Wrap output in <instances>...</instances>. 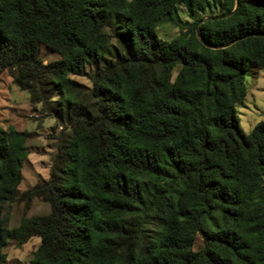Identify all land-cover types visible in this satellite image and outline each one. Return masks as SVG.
Returning <instances> with one entry per match:
<instances>
[{
  "label": "trees",
  "instance_id": "16d2710c",
  "mask_svg": "<svg viewBox=\"0 0 264 264\" xmlns=\"http://www.w3.org/2000/svg\"><path fill=\"white\" fill-rule=\"evenodd\" d=\"M234 4L0 0V70L68 127L22 193L49 211L15 227L26 132L0 127V252L37 236L29 264H264V121L246 132L235 108L264 68V0Z\"/></svg>",
  "mask_w": 264,
  "mask_h": 264
},
{
  "label": "rangeland",
  "instance_id": "374dc122",
  "mask_svg": "<svg viewBox=\"0 0 264 264\" xmlns=\"http://www.w3.org/2000/svg\"><path fill=\"white\" fill-rule=\"evenodd\" d=\"M178 17L181 20H190L184 13L183 6L178 10ZM108 29L109 26L106 25L105 30ZM156 29L164 39L172 38L179 31L178 27L167 19L160 21ZM39 57L43 62H49L59 55L40 44ZM73 77L86 85L89 84L85 76ZM244 84L246 95L235 108L240 125L249 132L254 125L264 121V68L249 65L244 73ZM55 98L56 96L52 97ZM0 127H12L26 132L27 155L21 164L22 177L16 189V196L3 206L8 226L15 227L23 216L40 215L49 211L48 202L36 196L23 198L22 193L48 176L56 136L60 131H67L68 127L58 122L41 102H30L28 92L12 80L6 69L0 70ZM38 242L37 236H29L19 244L14 239L7 238L0 252L1 264H29Z\"/></svg>",
  "mask_w": 264,
  "mask_h": 264
},
{
  "label": "water",
  "instance_id": "95a60500",
  "mask_svg": "<svg viewBox=\"0 0 264 264\" xmlns=\"http://www.w3.org/2000/svg\"><path fill=\"white\" fill-rule=\"evenodd\" d=\"M236 3H237V0H235L234 7H235ZM234 7H233L231 10L227 11V12L216 13V14H213V15H205V16H202L200 19H198V21H197V23H196V26H195V33H196V36H197L199 39H201V34H200V30H199V24H200L201 22H203V21H205V20H207V19L221 18V17L227 16L228 14H230V13L233 11ZM233 40H235V39H233ZM233 40H232V41H233ZM232 41H228V42L224 43L222 46L227 45V44H229V43L232 42Z\"/></svg>",
  "mask_w": 264,
  "mask_h": 264
}]
</instances>
